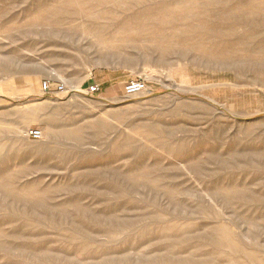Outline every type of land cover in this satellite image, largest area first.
<instances>
[{"label":"rangeland","instance_id":"rangeland-1","mask_svg":"<svg viewBox=\"0 0 264 264\" xmlns=\"http://www.w3.org/2000/svg\"><path fill=\"white\" fill-rule=\"evenodd\" d=\"M0 122V264H264V0H0Z\"/></svg>","mask_w":264,"mask_h":264},{"label":"built area","instance_id":"built-area-1","mask_svg":"<svg viewBox=\"0 0 264 264\" xmlns=\"http://www.w3.org/2000/svg\"><path fill=\"white\" fill-rule=\"evenodd\" d=\"M143 89H144L143 82L136 81V82H133V83H131V84H129L127 86L126 92H127V94H134V93H137V92H139V91H141ZM98 91H99V86L98 85H93L91 87V92L92 93H96ZM29 135H30V137H32L34 139H38V138L42 137V132L39 129H32V130H30Z\"/></svg>","mask_w":264,"mask_h":264},{"label":"bare ground","instance_id":"bare-ground-1","mask_svg":"<svg viewBox=\"0 0 264 264\" xmlns=\"http://www.w3.org/2000/svg\"><path fill=\"white\" fill-rule=\"evenodd\" d=\"M3 123L0 122V129L2 128ZM1 132V131H0ZM43 136V135H42ZM1 148V147H0Z\"/></svg>","mask_w":264,"mask_h":264}]
</instances>
